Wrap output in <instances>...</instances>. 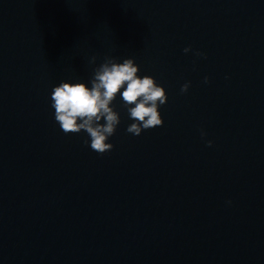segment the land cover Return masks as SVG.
Returning <instances> with one entry per match:
<instances>
[{
  "label": "water",
  "instance_id": "obj_1",
  "mask_svg": "<svg viewBox=\"0 0 264 264\" xmlns=\"http://www.w3.org/2000/svg\"><path fill=\"white\" fill-rule=\"evenodd\" d=\"M105 56L168 99L99 154L51 94ZM0 264H264V0H0Z\"/></svg>",
  "mask_w": 264,
  "mask_h": 264
},
{
  "label": "clouds",
  "instance_id": "obj_2",
  "mask_svg": "<svg viewBox=\"0 0 264 264\" xmlns=\"http://www.w3.org/2000/svg\"><path fill=\"white\" fill-rule=\"evenodd\" d=\"M189 51L190 47L184 49L185 53ZM196 55L203 54L197 52ZM95 61L94 56L91 63ZM138 72L139 66L132 58L121 63L105 56L103 62L93 69L90 88L84 83L63 81L55 86L51 100L55 120L61 130L65 134L84 131L90 137L89 146L93 151L99 154L111 151L114 145L107 141L120 123L119 113L111 106L117 94L128 106L130 119L135 121L127 127L128 133L139 136L145 130L162 126L159 107L167 103L166 91L153 77L146 75L141 78ZM189 87L190 82L183 84L181 92H187ZM211 144L208 141V145Z\"/></svg>",
  "mask_w": 264,
  "mask_h": 264
}]
</instances>
